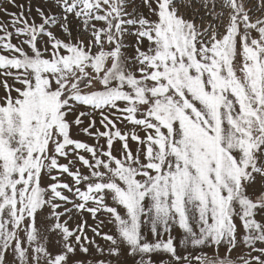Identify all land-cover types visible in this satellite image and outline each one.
I'll use <instances>...</instances> for the list:
<instances>
[{"label":"snow or ice","instance_id":"snow-or-ice-1","mask_svg":"<svg viewBox=\"0 0 264 264\" xmlns=\"http://www.w3.org/2000/svg\"><path fill=\"white\" fill-rule=\"evenodd\" d=\"M0 16V264H264V0Z\"/></svg>","mask_w":264,"mask_h":264},{"label":"rangeland","instance_id":"rangeland-1","mask_svg":"<svg viewBox=\"0 0 264 264\" xmlns=\"http://www.w3.org/2000/svg\"><path fill=\"white\" fill-rule=\"evenodd\" d=\"M251 2H252V3H255V0H251ZM17 3H24V4H27V3H28V0H17ZM35 3H36V0H33V4H35ZM4 6H5V7H9L6 3L4 4ZM9 10H10V11H18V9L11 8V7H9ZM257 14H258V13H254V15H257ZM0 19H4V20H6L7 17H2V16H0ZM13 42H15V40H13ZM85 123H87V121H86ZM81 138H83V137H81ZM90 142H93V141H90ZM91 222H92V221L89 220V223H91ZM104 231H108V229H104ZM97 241H98V243H100L101 245L104 244V241L100 240L99 238H97ZM207 251H208L209 253L212 252L211 249H207ZM221 252H223V249H221ZM154 259L157 261V264H159V261H160L161 259H164V260L166 261L167 257L155 256Z\"/></svg>","mask_w":264,"mask_h":264}]
</instances>
